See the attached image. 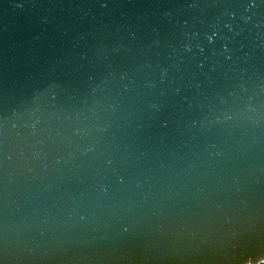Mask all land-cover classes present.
Masks as SVG:
<instances>
[{
  "label": "water",
  "instance_id": "obj_1",
  "mask_svg": "<svg viewBox=\"0 0 264 264\" xmlns=\"http://www.w3.org/2000/svg\"><path fill=\"white\" fill-rule=\"evenodd\" d=\"M0 264H264V0H0Z\"/></svg>",
  "mask_w": 264,
  "mask_h": 264
}]
</instances>
